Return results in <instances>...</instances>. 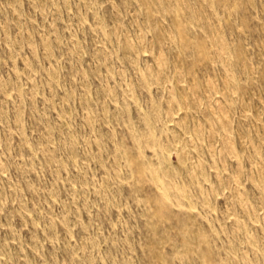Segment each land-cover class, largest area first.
Returning a JSON list of instances; mask_svg holds the SVG:
<instances>
[{"label":"rangeland","instance_id":"374dc122","mask_svg":"<svg viewBox=\"0 0 264 264\" xmlns=\"http://www.w3.org/2000/svg\"><path fill=\"white\" fill-rule=\"evenodd\" d=\"M0 264H264V0H0Z\"/></svg>","mask_w":264,"mask_h":264}]
</instances>
